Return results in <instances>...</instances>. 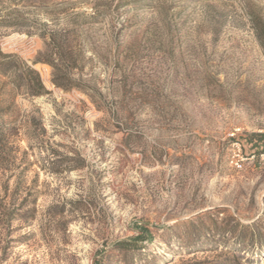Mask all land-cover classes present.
<instances>
[{"label":"rangeland","instance_id":"obj_1","mask_svg":"<svg viewBox=\"0 0 264 264\" xmlns=\"http://www.w3.org/2000/svg\"><path fill=\"white\" fill-rule=\"evenodd\" d=\"M263 135L264 0H0V264H264Z\"/></svg>","mask_w":264,"mask_h":264},{"label":"trees","instance_id":"obj_2","mask_svg":"<svg viewBox=\"0 0 264 264\" xmlns=\"http://www.w3.org/2000/svg\"><path fill=\"white\" fill-rule=\"evenodd\" d=\"M26 69H27L28 72L35 74L36 77H37V83H36V86L37 87L35 89H31L30 93L32 95L41 94L42 89H44V85H43V83H42V81L40 79V76H39L37 70L36 69H33L31 66H28V65H26Z\"/></svg>","mask_w":264,"mask_h":264},{"label":"built area","instance_id":"obj_3","mask_svg":"<svg viewBox=\"0 0 264 264\" xmlns=\"http://www.w3.org/2000/svg\"><path fill=\"white\" fill-rule=\"evenodd\" d=\"M237 164H238V162H237Z\"/></svg>","mask_w":264,"mask_h":264}]
</instances>
